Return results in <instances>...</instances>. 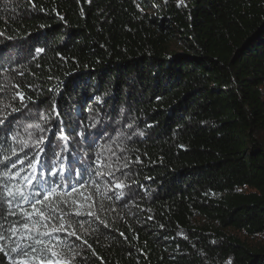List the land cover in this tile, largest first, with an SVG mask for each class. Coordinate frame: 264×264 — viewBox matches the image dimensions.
Returning <instances> with one entry per match:
<instances>
[{
    "label": "trees",
    "instance_id": "trees-1",
    "mask_svg": "<svg viewBox=\"0 0 264 264\" xmlns=\"http://www.w3.org/2000/svg\"><path fill=\"white\" fill-rule=\"evenodd\" d=\"M23 110L87 182L70 264H264V0H0V140Z\"/></svg>",
    "mask_w": 264,
    "mask_h": 264
},
{
    "label": "snow or ice",
    "instance_id": "snow-or-ice-1",
    "mask_svg": "<svg viewBox=\"0 0 264 264\" xmlns=\"http://www.w3.org/2000/svg\"><path fill=\"white\" fill-rule=\"evenodd\" d=\"M19 99L23 102L26 97L20 93ZM27 101L34 103L30 97ZM43 119L47 120V117ZM10 123L6 117H0V130ZM28 127L44 131L40 124ZM59 131L61 139L67 141L63 127ZM43 143V137L33 138L31 132L27 133V138L13 134L11 141L8 136L0 140V254L8 264H70L72 257L69 253L75 254L76 242L80 239L74 226L82 224L92 214L87 205L81 210L70 211L78 205L67 200L78 188L82 190L86 186L82 174L81 179L67 186L56 179H41L38 175L42 166L48 167ZM33 148L35 152L29 156L28 152ZM25 164L32 173H37L23 176L27 187L19 184ZM50 176L63 179V167L57 169L53 166ZM121 187L117 185V188ZM61 193L64 200H60ZM124 196L123 191L117 193V199Z\"/></svg>",
    "mask_w": 264,
    "mask_h": 264
},
{
    "label": "rangeland",
    "instance_id": "rangeland-1",
    "mask_svg": "<svg viewBox=\"0 0 264 264\" xmlns=\"http://www.w3.org/2000/svg\"><path fill=\"white\" fill-rule=\"evenodd\" d=\"M23 112L25 113V117H23L20 121L22 123H24L25 129H24L23 134L21 135V138H27L28 132L33 133V138L43 137L44 136L43 133H45V131H39L35 128H29L28 127L29 125L40 124V119H41L40 113L28 112V111L25 112V110H23ZM26 129H27V132L25 131ZM59 148H61V147L59 146ZM119 185H121V184H119Z\"/></svg>",
    "mask_w": 264,
    "mask_h": 264
}]
</instances>
